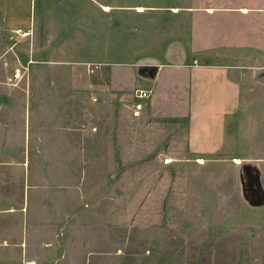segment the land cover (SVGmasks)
Here are the masks:
<instances>
[{
  "label": "rangeland",
  "instance_id": "rangeland-1",
  "mask_svg": "<svg viewBox=\"0 0 264 264\" xmlns=\"http://www.w3.org/2000/svg\"><path fill=\"white\" fill-rule=\"evenodd\" d=\"M29 12L32 34L5 63L26 91L17 106L3 97L0 264H264V0H29ZM195 59L230 66L242 90L211 158L187 154L184 119L137 100L161 66Z\"/></svg>",
  "mask_w": 264,
  "mask_h": 264
},
{
  "label": "crops",
  "instance_id": "crops-1",
  "mask_svg": "<svg viewBox=\"0 0 264 264\" xmlns=\"http://www.w3.org/2000/svg\"><path fill=\"white\" fill-rule=\"evenodd\" d=\"M29 13V0H0V133L2 142L5 141L3 134L9 136L14 132L9 127L13 121L14 103H4L3 97L9 94L17 96L26 91L24 83L9 84L8 79L17 76L15 74L19 70L8 71L9 64L5 63H11L14 59L20 58L16 53L17 48H13L14 40L19 38L27 40L32 34ZM192 62L161 66L155 79L149 83L151 96L147 101H150L152 111L157 117L186 121L184 138L188 155L211 158L227 151L229 127L235 125V118L244 109L241 84L228 65L199 63L198 59ZM16 96L17 106L21 102H18ZM134 98L137 99L135 95ZM6 104L12 107L9 108ZM252 106L253 108L255 106L257 110L259 108L258 103H253ZM5 116H9V124L3 122ZM13 139L8 137L7 141L13 142ZM1 153L3 151L0 149V157ZM35 221H38L37 217ZM38 246H40L39 242L36 243L35 249H38Z\"/></svg>",
  "mask_w": 264,
  "mask_h": 264
},
{
  "label": "built area",
  "instance_id": "built-area-1",
  "mask_svg": "<svg viewBox=\"0 0 264 264\" xmlns=\"http://www.w3.org/2000/svg\"><path fill=\"white\" fill-rule=\"evenodd\" d=\"M151 94L148 91L139 90L137 91V98L141 100H145L150 98Z\"/></svg>",
  "mask_w": 264,
  "mask_h": 264
},
{
  "label": "bare ground",
  "instance_id": "bare-ground-1",
  "mask_svg": "<svg viewBox=\"0 0 264 264\" xmlns=\"http://www.w3.org/2000/svg\"><path fill=\"white\" fill-rule=\"evenodd\" d=\"M27 33H25V35H26Z\"/></svg>",
  "mask_w": 264,
  "mask_h": 264
}]
</instances>
